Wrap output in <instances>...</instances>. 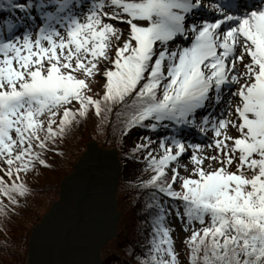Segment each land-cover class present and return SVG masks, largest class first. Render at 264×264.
I'll return each instance as SVG.
<instances>
[{
    "label": "snow or ice",
    "instance_id": "6c2138e0",
    "mask_svg": "<svg viewBox=\"0 0 264 264\" xmlns=\"http://www.w3.org/2000/svg\"><path fill=\"white\" fill-rule=\"evenodd\" d=\"M0 13V217L73 127L114 113L122 135L169 129L131 148L148 173L136 264H181L173 216L186 264H264V0H0Z\"/></svg>",
    "mask_w": 264,
    "mask_h": 264
},
{
    "label": "trees",
    "instance_id": "16d2710c",
    "mask_svg": "<svg viewBox=\"0 0 264 264\" xmlns=\"http://www.w3.org/2000/svg\"><path fill=\"white\" fill-rule=\"evenodd\" d=\"M90 87L92 95L102 94L101 85L93 84ZM93 118L96 119L93 125L89 118L73 127L62 142H58V152L50 151L46 154L50 167L40 166L30 173L27 176L30 194L21 200L14 214L7 218L0 217V264L26 263L33 227L57 200L62 176L73 169V164L79 160L89 142L96 141L99 145L102 143L103 146L115 148L121 161L124 157L143 155L142 152L131 153L133 146L125 144L126 135L121 134L114 113L103 123L100 118ZM136 183L125 179L119 181L118 209L121 215L117 236L103 246L101 264H136L141 253L147 251L149 245L146 237L149 229L142 211L143 196L138 195L143 190L136 187Z\"/></svg>",
    "mask_w": 264,
    "mask_h": 264
},
{
    "label": "water",
    "instance_id": "95a60500",
    "mask_svg": "<svg viewBox=\"0 0 264 264\" xmlns=\"http://www.w3.org/2000/svg\"><path fill=\"white\" fill-rule=\"evenodd\" d=\"M93 143L65 179L61 199L33 228L26 264H101L103 246L117 236L125 167L118 152Z\"/></svg>",
    "mask_w": 264,
    "mask_h": 264
},
{
    "label": "rangeland",
    "instance_id": "374dc122",
    "mask_svg": "<svg viewBox=\"0 0 264 264\" xmlns=\"http://www.w3.org/2000/svg\"><path fill=\"white\" fill-rule=\"evenodd\" d=\"M102 81H103V79L101 77L97 76L96 81L94 83H92L90 86H92L93 84L101 85ZM89 120H90L91 125H93V122L96 121V119H94L93 117H90ZM189 130L192 132V134H196L198 137L203 136V139H201L200 141L196 142L195 140H192V139H189V138H185L183 136L186 139L187 142L204 143V144H207L209 142L207 139H205V136L200 134L196 129L191 128ZM168 135H169V129H166L164 127H162V129H160V131H158L155 134L151 133L150 130L149 131H144V130H141L139 127H137V128H134L133 130H131L130 133H128L125 136L124 141H125L126 145L132 144V146H134L135 143L140 142L141 138H143L145 136L150 137L153 141H157L158 139L166 137ZM91 142H95L93 144H98L99 145V143L96 142V141H91ZM100 147L104 151L117 152V150L115 148L103 146L102 143H100ZM211 151L212 150H210V149L208 150L209 153H211ZM88 152H89V146H87V148L85 149L84 153L80 156L79 160L82 157H85V155ZM134 157L135 156L124 157V159H122V162H123V165L125 167V177H124V179L127 180V181H134L136 183L138 179L147 178L148 173H145V172L142 171L143 168H144L143 155L138 156L140 159H134ZM79 160H77L73 164V169H69L68 170L69 172L65 173V175L62 176V178H61L62 179L61 180V186H60V189H59V196H58L57 200H55L54 202L59 201L61 199V191H62L63 186H64L63 183L65 182V179L68 178V176L73 175L77 171V169L75 168L74 165L77 162H79ZM168 223L175 229V231L173 232V238L176 241L175 247H176L177 251L180 254L181 264H186L185 263V261H186L185 260V256H186L187 249L183 245V238L187 235V233H185L182 230L180 221L177 218H175L174 216L168 218ZM197 226H199V225H197ZM27 258H28V255H27ZM26 263H27V260H26Z\"/></svg>",
    "mask_w": 264,
    "mask_h": 264
},
{
    "label": "bare ground",
    "instance_id": "6f19581e",
    "mask_svg": "<svg viewBox=\"0 0 264 264\" xmlns=\"http://www.w3.org/2000/svg\"><path fill=\"white\" fill-rule=\"evenodd\" d=\"M191 129V128H188ZM185 138H189L192 140H195L196 142L200 141L201 139H203V136L198 137L196 134H192V132L187 131L184 135Z\"/></svg>",
    "mask_w": 264,
    "mask_h": 264
}]
</instances>
